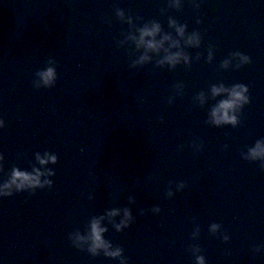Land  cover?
I'll return each instance as SVG.
<instances>
[{
	"label": "water",
	"instance_id": "water-1",
	"mask_svg": "<svg viewBox=\"0 0 264 264\" xmlns=\"http://www.w3.org/2000/svg\"><path fill=\"white\" fill-rule=\"evenodd\" d=\"M152 24L159 51L138 46ZM237 85V123L214 124L213 88ZM257 143L264 0H0V188L44 173L0 194V264H264ZM93 221L120 256L90 251Z\"/></svg>",
	"mask_w": 264,
	"mask_h": 264
},
{
	"label": "clouds",
	"instance_id": "clouds-1",
	"mask_svg": "<svg viewBox=\"0 0 264 264\" xmlns=\"http://www.w3.org/2000/svg\"><path fill=\"white\" fill-rule=\"evenodd\" d=\"M123 14L121 13V16ZM173 26H175L174 22ZM161 29L159 24H152L151 26H145L143 29L140 30V37L138 41L139 45H144L147 49L152 51H159L165 41H170L171 37L164 36L161 40L157 41L156 36L160 33ZM177 34L181 37L184 36V27H177L176 28ZM147 38V39H146ZM133 39H135L133 37ZM188 44L191 45H198L199 44V38L196 35H193L188 38L187 40ZM172 47H178V42H173ZM148 57H142L141 61L147 59ZM181 59H183L185 62H187V57L184 56L181 52H176L174 54H168L165 56L164 61L162 63L166 62L171 65H175L178 63ZM245 59L246 58H242ZM227 66V65H225ZM41 78L43 82L47 85L50 84L54 80V70L48 69L46 72L41 73ZM223 92H228L229 99L222 101L218 107L213 109L211 113L212 122L216 125L220 124H233L235 125L237 123V118L235 115V112L243 106V104L248 102V98L245 95L247 92V88L243 85H237L233 87L231 90L224 89L223 87L220 88H213V95H219ZM250 157L253 159L257 158H264V143H257L255 148L250 150ZM39 160V163L41 165H46L47 163H55L56 157L52 155H47L46 158L37 157ZM0 160H2V157H0ZM35 174H30L27 172H22L19 169H13L12 172V178L9 183H6L0 188V194L9 195L11 187L15 185V187L19 190L24 187H42L43 184L41 183V176L44 175V173H41L38 169L34 170ZM51 173H49L50 175ZM44 183L50 184V181L45 180ZM111 216L118 215L117 212L109 213ZM129 214L125 212V217L127 218ZM127 219L122 222V225H126ZM121 225H118L117 228H119ZM105 231V229L100 227L99 221H93L91 224V235L89 239L92 241V245L90 248V251L94 254L100 250L103 249L105 254L112 257H118L120 256V251H109L110 245H108L106 242L102 239V233ZM77 241L84 240V237H80L78 234L75 237ZM199 264H204L202 258H198Z\"/></svg>",
	"mask_w": 264,
	"mask_h": 264
}]
</instances>
